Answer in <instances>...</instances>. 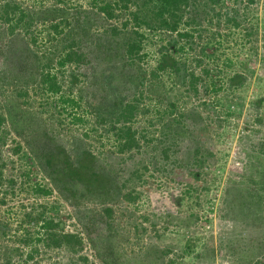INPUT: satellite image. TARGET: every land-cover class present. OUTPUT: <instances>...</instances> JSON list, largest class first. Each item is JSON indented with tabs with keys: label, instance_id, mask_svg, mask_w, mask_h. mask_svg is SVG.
Masks as SVG:
<instances>
[{
	"label": "rangeland",
	"instance_id": "obj_1",
	"mask_svg": "<svg viewBox=\"0 0 264 264\" xmlns=\"http://www.w3.org/2000/svg\"><path fill=\"white\" fill-rule=\"evenodd\" d=\"M14 1L30 26L12 35L0 21V264H264V0H188L176 31L144 0ZM108 35L116 57L99 46ZM72 40L84 58L60 66ZM63 159L85 162L93 185ZM27 213L80 247L47 248Z\"/></svg>",
	"mask_w": 264,
	"mask_h": 264
},
{
	"label": "trees",
	"instance_id": "obj_2",
	"mask_svg": "<svg viewBox=\"0 0 264 264\" xmlns=\"http://www.w3.org/2000/svg\"><path fill=\"white\" fill-rule=\"evenodd\" d=\"M126 5V2L128 0H124ZM154 0H144L140 5L146 6L148 4H153L155 9H153V17L151 19H154L158 22L159 25H163L164 27L176 31V28L178 27V24L180 23L183 15V8L185 5H187L188 0H157L158 4L153 3ZM109 7V6H108ZM139 9V8H138ZM29 14L27 11L23 10L20 5H18L14 0H6L1 2L0 4V21L6 23V29L8 30L9 34H14L16 31V28L21 27V29H24V31H27V28L30 26V21L28 20ZM141 23H145L146 25H149L151 23V20L145 19V16H139ZM227 20L234 21V18L227 17ZM58 24H53V29L57 30ZM113 30L112 32H114ZM7 32L4 33L6 35ZM180 36H187L186 33L179 34ZM111 35L105 36L103 41H99V46L102 48V50L106 49L108 53L112 54L111 56L116 57L120 51H117L116 45L114 43L112 44L110 42ZM31 42L35 43V39L31 38ZM76 44V41L72 40L71 43H69L68 51H65L63 55L59 58L58 64L60 66H63L66 62H78L81 61L84 56L82 53L78 52L76 49H72V46ZM123 48L122 55L126 54V57H131L132 54L139 51L140 45L139 41L136 42L134 39L129 40V42L126 43V45ZM31 58V55H29ZM119 57V56H118ZM174 64L173 58H171L170 55H162L160 58V61L158 62V68L159 69H165V67H171ZM230 78V84H236L240 82L241 80V74L235 73ZM41 80L44 84V90L48 91L49 93L57 94L60 91V86L58 85L56 76L49 71H46L42 73ZM196 82L197 77L194 76L193 73L189 74V87L193 90H196ZM60 102L62 104V107L66 106H78V102L74 100L73 98H66L63 97V95L59 96ZM135 105L133 103L127 102L123 105L121 108L117 118L115 119L117 122H126L128 121L134 112ZM3 117L0 113V126L2 124ZM77 121H82L81 117H76ZM117 135L122 136L121 140L123 143L121 144L122 147L120 149H126L130 148L131 145H133V131L127 126V127H119L117 128ZM53 157L51 154H48L46 157V163L51 164ZM57 161V160H56ZM62 163L64 164L66 168V175L75 181H79L81 183H84L86 185H93V181L95 178L89 173L88 166L83 161H77L74 164L69 162L66 159L62 160ZM87 190L91 191V188L88 186H85ZM41 192L47 193L48 190L44 188L38 189ZM130 197V196H129ZM109 209H106V212H108ZM43 212V211H42ZM43 214V213H42ZM26 218H28V223L34 221L35 223L38 222L39 217L37 218H30L29 214L27 213L25 215ZM42 218L39 220V232H36V240H39L40 237H42L45 246L47 248H59V247H65L69 250H77L81 245V238L76 233H69V232H63L62 230H58V223L50 216H44L41 215ZM38 235H42L38 237ZM25 240H30V238H27ZM72 264H78V263H72ZM82 264H86L83 262Z\"/></svg>",
	"mask_w": 264,
	"mask_h": 264
}]
</instances>
